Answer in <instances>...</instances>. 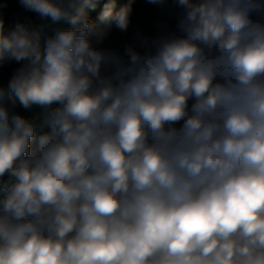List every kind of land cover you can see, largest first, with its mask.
Listing matches in <instances>:
<instances>
[{"label": "clouds", "instance_id": "clouds-1", "mask_svg": "<svg viewBox=\"0 0 264 264\" xmlns=\"http://www.w3.org/2000/svg\"><path fill=\"white\" fill-rule=\"evenodd\" d=\"M146 2L0 3V264H264V0Z\"/></svg>", "mask_w": 264, "mask_h": 264}, {"label": "crops", "instance_id": "crops-1", "mask_svg": "<svg viewBox=\"0 0 264 264\" xmlns=\"http://www.w3.org/2000/svg\"><path fill=\"white\" fill-rule=\"evenodd\" d=\"M3 0H0V3H2ZM9 7L4 10L6 18L9 22H11L16 16H19L20 18H24L25 16H31L32 14L25 13L22 8H20L18 4V0H8ZM165 19L167 22L171 25L174 21L171 19V17H166L161 15L158 9H156L154 6H150L147 9L137 13L133 17V26L138 27L145 31L146 33H153L155 31V24L154 21L157 19ZM118 39H123L124 37H120L117 35ZM7 66L0 69V86H6L7 81L9 77H6L3 75V71ZM25 115H31L30 113H25Z\"/></svg>", "mask_w": 264, "mask_h": 264}, {"label": "trees", "instance_id": "trees-1", "mask_svg": "<svg viewBox=\"0 0 264 264\" xmlns=\"http://www.w3.org/2000/svg\"><path fill=\"white\" fill-rule=\"evenodd\" d=\"M151 5H148L146 0H135V3H134V7H135V15L145 9H147L148 7H150ZM17 65L15 64H11V65H8L4 71H3V75H5L6 77H9L11 76L12 74V70L13 68H15Z\"/></svg>", "mask_w": 264, "mask_h": 264}]
</instances>
